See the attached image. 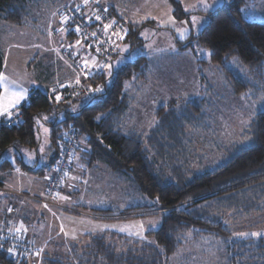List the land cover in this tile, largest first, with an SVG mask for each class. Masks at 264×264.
<instances>
[{
  "label": "trees",
  "instance_id": "obj_1",
  "mask_svg": "<svg viewBox=\"0 0 264 264\" xmlns=\"http://www.w3.org/2000/svg\"><path fill=\"white\" fill-rule=\"evenodd\" d=\"M31 1L0 0V23L16 27L25 25L35 8L30 9ZM167 1L178 22L191 24V16L198 13L208 19L200 32L192 30L184 40L175 35V44L181 52L194 51L195 45L206 49L210 53L209 61L198 60L201 63L199 70L204 71L210 64L215 66L234 97L258 104L248 126L252 141L248 145L231 143L229 147L218 137L202 141L201 135L206 128L202 123L209 119L210 114L206 110L210 103L201 96L172 99L168 105L158 107L155 111L156 125L147 135L129 129L126 116L136 101L135 97L143 94L148 59L139 56L116 70H113V65L119 58L120 45L141 46L144 43L140 37L141 29H159L158 23L151 20L139 25L127 20L122 8L124 0H63L61 5H67L56 15L64 20L62 26L66 36L61 35L58 40L60 43H74L75 47L83 45L102 62V68H77L83 75V82H68L67 87L51 90L47 87L54 84L51 81L44 86V89L47 87L45 90L39 87L32 89L28 100L17 108L11 119L0 120V123L8 124L0 132V188H5L6 176L18 165L23 172L45 177V195L47 179L58 161L61 138L75 129L78 149L68 176L73 172L75 158L80 153L84 171L96 169L101 162L113 173H127L142 194L157 201L162 212L145 214L143 211L148 209L143 206L128 208L120 216L142 218L160 214L162 224L159 229L147 233L152 242L151 239L134 241L118 234L90 236L85 238L86 244L74 242V249L83 251L79 255L81 258L75 256L71 259L73 262L64 263L62 257L47 254L41 259V264H170V258L181 248L202 236L224 242L228 252L227 264H264V237L233 239L227 227L231 219H237L241 214L245 217L254 212H264V189L259 188L264 184V21L246 20L242 11L244 0H232L215 10L193 13L187 12L178 0ZM104 10L106 14L102 16ZM77 21H86L91 33L111 25L106 29L113 37L115 47L110 57L100 55L95 42L83 39L82 33L76 29ZM59 31L57 25V34L60 35ZM70 52L72 50H63L62 54L76 67L79 56L74 59L75 53L72 55ZM3 66L4 58L0 52V75ZM40 68L44 75H49L50 70L42 65ZM51 74L55 77L53 72ZM127 83L130 84L129 89L125 87ZM40 122L50 129L48 162L43 166H29L24 161L21 148L40 155ZM183 123L199 127L196 132L201 133L191 136ZM192 137L198 141L194 146ZM81 139L85 140V147H81ZM226 139L227 136L223 138ZM206 145L223 149L226 159L218 167L199 172V165L203 162L193 159L197 150V155L205 152ZM10 149L16 150L14 163L5 157ZM62 187L64 183L51 200L58 199ZM5 195L11 196V200L7 209L2 210L0 198V236L11 219L9 208L22 207L15 192L0 193V197ZM110 211L93 209L94 214L100 217L115 216ZM19 218L13 220L14 231L34 248V252L30 257L12 259L0 247V264H33L39 253L27 235L17 229Z\"/></svg>",
  "mask_w": 264,
  "mask_h": 264
},
{
  "label": "rangeland",
  "instance_id": "obj_2",
  "mask_svg": "<svg viewBox=\"0 0 264 264\" xmlns=\"http://www.w3.org/2000/svg\"><path fill=\"white\" fill-rule=\"evenodd\" d=\"M62 1L32 0L30 9L35 8L29 14V19L25 23L26 27L19 29L20 35L18 34V36L8 37L9 33L2 35V31L9 26L0 23V52L6 59V70L1 74L4 79L0 80V86L4 90L2 96L0 95V102L6 95L5 89L9 93L13 91L26 92L24 102L28 100L31 89L38 87L44 89L41 84L43 78V69L40 68L41 61H33L36 51L44 56L41 59L46 65L59 59L62 61L63 70H61V74L56 71L57 66L55 68L57 76L68 77L71 75V69L68 67L75 69L69 58L62 54L63 50L67 52L72 50L70 54L74 55L75 53L74 59L77 55L79 56V63L76 64L78 69L82 67L88 69L102 68V62L89 51L83 49V45L75 48L74 43L70 44L67 41L60 43L58 40L61 38L60 35L66 36L62 26L64 20L56 15L67 5H60ZM178 1L181 2L187 12L193 13L212 11L217 6L229 4L232 0ZM115 2H120V0H115ZM205 3L208 5L207 8L204 6ZM122 8L126 19L133 24L141 25L146 21L153 20L160 27L159 29L142 28L140 37L144 43L139 47L131 48L132 46L129 44L119 46L120 55L113 65V70L142 55L148 59L147 78L143 81L144 86H142L143 94L135 97L136 101L126 116V118H130L127 124L128 128L138 131L142 135H147L156 125L155 110L158 107L168 105L172 99L185 100L201 96L207 99L206 103H210L206 110V113L210 114L209 119L202 123V126H206L201 135L202 141H206L208 137L212 139L218 137L226 146L231 143L250 144L252 137L248 131V126L257 111L258 104L249 99L234 97L230 86L215 66L210 64L204 71L199 70L201 63L199 64L198 60L209 61L210 53L206 49L195 45L194 51L181 52L175 44L176 36L180 40H184L191 34L192 30L195 33L200 32L208 19L198 13L191 16L192 25L187 21L178 22L173 17V9L167 0H124ZM242 11L246 20L263 22L264 0H244ZM193 18H195V23ZM47 22L49 25H46ZM57 25L59 32H61L60 35L57 34ZM44 32H47L46 36L42 34ZM17 43L20 45L17 49L9 47ZM38 45L39 48H36ZM80 48L82 51H79ZM53 82V85H47L51 90L69 85L64 78ZM108 85H111V81H108ZM125 87L129 89L130 84L127 83ZM15 108L10 109V112L15 110L17 113ZM183 126L191 136L195 137L201 133L196 132L199 127L189 126L187 123H183ZM39 129L41 147H47L50 129L41 122ZM230 129L231 131H229ZM213 132L214 134H212ZM226 136L227 139L223 140ZM210 138H208L209 141ZM197 142L192 137V146L196 145ZM204 148L206 149L205 152L197 155L196 153L199 152L197 150L195 152L196 157L193 159L203 162L199 165V172L218 167L225 161L226 152L223 149L218 150L213 145H206ZM207 150L211 152L208 153ZM21 151L26 164L34 165L36 154L25 148H21ZM15 153V149H10L5 157L15 158ZM76 173L78 175L79 172H75V175ZM80 175V177L78 175L72 178L70 174L67 179H64L62 193L59 194L58 199L53 200L56 208L48 209L51 210L50 214H43L45 208L38 210V215L33 217L27 230L28 234L38 236L39 239H43L47 235L45 240L48 245L44 249L48 253L43 250L40 257L33 261V264H41V259L47 254L53 257H62L61 260L64 263L73 262L71 259H75V256L80 257L79 255L83 253L79 248L74 249V242L86 244L85 238L90 236L118 234L134 241H150L151 238L147 236V233L160 228L162 224V215L160 214L142 218L120 216L128 208L143 206L148 209L147 212L143 211L145 214L162 212L157 201L142 194L127 173H113L104 163L100 162L96 169L86 170ZM26 177L28 178L27 183L25 179L20 182H15V178L7 179L5 189L16 190V187L13 186L16 185L21 191L33 194L35 186L38 185L43 188L45 177L39 178L30 174ZM259 188L264 189V184H261ZM15 193L30 196L27 193ZM48 197V194L45 193L43 198ZM0 198L2 208L5 209L6 207L7 209L10 200L6 202V200L3 201L4 196ZM19 199L22 206L26 205L27 199L23 200L21 197ZM36 203L39 204L40 202ZM60 206L61 208H57ZM93 209L111 210L110 213L115 216L100 217L94 214ZM227 224L228 229L233 234V239L264 237V212H254L245 217L241 214L237 219H231ZM253 233L258 235H253ZM49 240L50 242H48ZM227 259L228 252L222 240L202 236L181 248L170 258V264H227Z\"/></svg>",
  "mask_w": 264,
  "mask_h": 264
},
{
  "label": "built area",
  "instance_id": "obj_3",
  "mask_svg": "<svg viewBox=\"0 0 264 264\" xmlns=\"http://www.w3.org/2000/svg\"><path fill=\"white\" fill-rule=\"evenodd\" d=\"M106 14L104 10L102 12V16ZM76 29L82 33L83 39L92 40L95 42L96 50L100 55H104L107 58L110 57L111 53L114 51L113 46V37L109 33H107L105 28H101L95 30V32H90V25L86 21H77ZM92 29V26H91ZM8 126V124L1 122L0 123V132L1 130ZM77 139H76V130L72 129L68 132V134L64 135L61 138V145L58 151V161L54 164L52 168V175H50L47 179V194L48 198H36L32 196H27L24 194H17L19 198L21 197L23 200H33L42 203L43 205H52L56 206V204L51 200L52 197H55L57 194L58 188L62 185L64 179L68 176V171L71 169L72 160L77 151ZM8 192L3 188H0V193ZM22 205V202L20 203ZM20 207L11 206L8 211V215L11 217L10 222L6 224L3 234L0 236V247L5 249L8 252V255L11 256L12 259H16L17 256L22 257H30L34 248L23 240L20 236H18L13 227V220L19 216Z\"/></svg>",
  "mask_w": 264,
  "mask_h": 264
},
{
  "label": "crops",
  "instance_id": "obj_4",
  "mask_svg": "<svg viewBox=\"0 0 264 264\" xmlns=\"http://www.w3.org/2000/svg\"><path fill=\"white\" fill-rule=\"evenodd\" d=\"M60 4V3H59ZM61 5V4H60ZM218 7V6H217ZM57 24V23H56ZM8 25V24H7ZM46 25H49V23L47 22L46 23ZM9 27H7V29H5L4 31H2L3 32V34L2 35H5V34H7V33H9L8 34V37L9 36H11V37H13V36H18V34H19V29L21 28V27H16V26H13V25H8ZM22 27H26L25 25H23ZM31 28H33V27H31ZM44 36H46L47 35V32H44V33H42ZM20 35V34H19ZM61 36V35H60ZM1 37V36H0ZM9 47H11V48H14V49H17V47H20V45L17 43V44H14V45H11V46H9ZM50 47H51V45H50ZM36 48H39V45L38 46H36ZM76 48V47H75ZM83 49H85L84 47H83ZM50 50H51V48H50ZM79 51H82V49L80 48L79 49ZM44 56L43 55H40V53H38L37 51H36V54L34 55V59H33V61H35V60H40L41 61V63H40V65H42V67H44L45 69L47 68L48 70H50V72L52 73H54V76L55 77H53L52 76V74L50 73V72H48L49 73V75H44L43 74V78H42V80H41V84H42V86L44 87L45 85H47V83H49V82H51V81H55V80H60L61 78H64L65 79V81L66 82H73V83H75V82H77V81H79V82H83V75L82 74H80L79 73V71H77V68L75 67V65H74V67H75V69L73 70L72 68H70V67H68V69H71V75L70 76H68V77H62L61 75H56V71L57 72H59L60 74H61V70H63V65H61L62 64V61L59 59L58 61H56V62H54V63H51V62H49V64L48 65H46L44 62H43V59H41V58H43ZM4 58V66H3V70H2V72L3 71H5L6 70V59H5V57H3ZM71 64H74L73 62L71 63ZM56 66H57V70L55 71V68H56ZM73 67V68H74ZM52 70V71H51ZM2 74V73H1ZM0 77H1V75H0ZM1 87V96H2V93H3V88H2V86H0ZM33 88V87H32ZM33 89H35V88H33ZM32 90V89H31ZM31 90H30V92H29V96H30V94H31ZM146 95V94H145ZM29 96H28V98H29ZM148 96V95H147ZM1 98V97H0ZM24 99H22L15 107V109H17L21 104H22V101H23ZM23 103H24V101H23ZM13 108H11V110H12ZM156 111V110H155ZM15 110H13L12 112H11V117H9L8 115H2V116H0V120H6V119H11L14 115H15ZM128 121H129V119L130 118H126ZM128 123V122H127ZM85 145H86V143H85V140L83 139H81V147H85ZM42 150H43V152H42ZM36 154V153H35ZM81 154L82 153H80V155H77L76 156V158H75V162H74V170H73V172L71 173V177L73 178L74 176H78V177H80L81 175H80V173L81 172H85L84 171V164L82 163V160H80V158H81ZM10 160L14 163L15 162V158H10ZM47 162H48V151H47V147H41V149H40V155H38V154H36V159H35V164L34 165H36V166H43V165H46L47 164ZM100 164V163H99ZM33 166V165H32ZM79 172L78 173V175H77V173H76V175H75V172ZM87 173V172H86ZM85 173V174H86ZM28 174H30V175H35V174H31V173H26V172H23L22 170H21V168L18 166V165H15V167H14V169L11 171V173L9 174V176H6V179H5V181L7 180V179H13V178H15V182H20V181H23L24 179H25V181H26V183L28 182V178L26 177V175H28ZM5 185V184H4ZM13 186H15L16 188V190H12V191H10V190H6V191H8V192H22V193H27V192H24V191H21L20 189H18L19 188V186H16V185H13ZM44 187H45V182H44V185H43V188L42 187H39L38 185L37 186H35V189L33 190V194H30V193H27V194H30V196H35V197H44ZM3 189H5V188H3ZM60 193H62V190L59 192V194ZM58 197H59V195H58ZM6 200V202L8 201V200H11V196H8V195H5L4 196V198H3V201H5ZM42 206V207H41ZM44 207V208H43ZM46 208V209H45ZM51 208H56V207H54V206H46V205H44L43 206V204H38V203H36L35 201H32V200H30V201H28L27 202V204L26 205H24V206H22L21 207V218H19L18 220H17V223H16V227H17V229L20 231V233H23L24 235H27V237L28 238H30L31 239V242H32V244H34L35 245V247L36 248H38V250H39V253L37 254V256L35 257V259H37V258H39L40 257V254H41V252L44 250V249H46V247L48 246L47 245V241L45 240V238H46V236L43 238V239H39V237L38 236H34V235H30V234H28V232H27V230H28V228L30 227V224H31V222H32V219H33V217L34 216H36V215H38V210H44L45 209V211H44V213L43 214H46V213H49L50 214V211L51 210H48V209H51ZM57 208H61V206L60 207H57ZM1 209L2 210H5L6 209V207H5V209L4 208H2V206H1ZM53 210V209H52ZM42 214V215H43ZM49 235V234H48ZM48 242H50V240L48 241ZM44 252H47L48 253V251L47 250H44Z\"/></svg>",
  "mask_w": 264,
  "mask_h": 264
},
{
  "label": "snow or ice",
  "instance_id": "obj_5",
  "mask_svg": "<svg viewBox=\"0 0 264 264\" xmlns=\"http://www.w3.org/2000/svg\"><path fill=\"white\" fill-rule=\"evenodd\" d=\"M85 2H87V0H85ZM206 8L208 7V5L205 3L204 5ZM97 19H99V17H97ZM193 22L195 23V18H193ZM108 27H111V25H107L106 29ZM77 31H79V29H77ZM79 43V42H78ZM110 67V66H109ZM3 77H0V80H3ZM79 82V81H77ZM97 91H100V89H97ZM5 93L6 95L2 98V102H0V116L2 115H8L9 117H11V112L10 109L14 108L22 99L26 98V92L24 91H20V92H11L9 93L7 89H5ZM60 97L57 96L56 100L59 101ZM47 131V130H45ZM253 235H258L257 233H253Z\"/></svg>",
  "mask_w": 264,
  "mask_h": 264
},
{
  "label": "water",
  "instance_id": "obj_6",
  "mask_svg": "<svg viewBox=\"0 0 264 264\" xmlns=\"http://www.w3.org/2000/svg\"><path fill=\"white\" fill-rule=\"evenodd\" d=\"M1 158V157H0Z\"/></svg>",
  "mask_w": 264,
  "mask_h": 264
}]
</instances>
